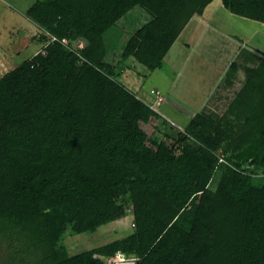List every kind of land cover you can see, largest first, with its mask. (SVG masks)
<instances>
[{
	"label": "trees",
	"instance_id": "obj_1",
	"mask_svg": "<svg viewBox=\"0 0 264 264\" xmlns=\"http://www.w3.org/2000/svg\"><path fill=\"white\" fill-rule=\"evenodd\" d=\"M213 1L33 4L27 17L56 36L0 76V264H115L96 255L120 253L136 264H264V92L252 107L244 96L243 109H249L235 142L196 113L178 131L177 144L152 138L158 162L139 175L130 167L146 149L141 122L156 117L175 125L158 111L164 108V99L157 104L161 91L149 99L122 81L129 61L145 67L139 73L147 78L162 67L192 17ZM221 2L238 17L264 23V0ZM136 4L153 17L113 64L105 59L104 33ZM80 21L90 23L81 51L64 42L60 30ZM263 73L264 58L252 78ZM249 135H256L253 147H244ZM220 149L227 162L214 154ZM214 165L225 174L210 189ZM190 204L195 214L187 230L178 218ZM127 215L133 230L124 237L75 254L61 246L71 230L93 233Z\"/></svg>",
	"mask_w": 264,
	"mask_h": 264
},
{
	"label": "rangeland",
	"instance_id": "obj_2",
	"mask_svg": "<svg viewBox=\"0 0 264 264\" xmlns=\"http://www.w3.org/2000/svg\"><path fill=\"white\" fill-rule=\"evenodd\" d=\"M37 1L40 2L45 0H7L6 2L0 0V71H2V73L9 71L16 64H21L28 58L33 57L43 49L47 44V40H52L56 36L55 32L44 30L37 25L35 21H32L27 17L29 9ZM13 3L21 9L19 11L15 10ZM207 7L208 11L205 14L206 17H197L199 20H204V22L202 24L194 22L190 25V27L183 32L182 37L179 39V45L176 47L180 52V48H182L181 42L189 41L192 43V41L199 36L202 26L206 24L205 30L202 31L199 39L193 44L194 46L191 47L192 50H189L188 54H186L187 51L184 53V55L186 54L182 57V59H186L184 65L182 66L180 61L178 62L182 68L180 77L177 80L178 83L175 84L177 85L176 89L178 86L182 85L194 89L189 93H184L186 98H189L188 96L194 94H201V92L210 89L211 82L216 79L218 72H220L218 71L220 69L217 68V65L215 66V64H218L221 67L228 66L231 62V53H220L215 48V42L218 46L223 44L221 41L224 35L226 36L224 40L228 43H230V38L227 37L229 33H235L241 39H244V45L247 43L255 44L261 50V52H258L261 54V60L264 58V23L232 14L222 5L221 0H214ZM211 13L213 14L210 18L209 15ZM152 17L153 15L149 10L140 4H136L124 17L117 20L116 23L104 33V35L106 34L107 36V56L105 59L116 64L118 58L122 56L126 41L129 39L131 33L143 26ZM89 27V22L80 21L77 22L76 28H69L67 30L61 28L60 30L64 33V42L68 43L71 48H76L81 51L89 43L86 37ZM43 36L47 37L46 41L43 40ZM184 50L185 49L182 48V51ZM130 61V67L126 69L125 78L122 79V81L133 90L138 88L141 96L145 97L148 94L149 99L150 97L154 98V91L155 93L157 92L156 89H153L155 85H165L169 82L170 89V84L177 75L176 69H173L174 66L172 67V64L168 63L170 65H165V67L157 69L154 73H149L147 78H145L144 75L139 72L146 73L147 69L142 65H134L135 62ZM228 67L229 69H232L230 65ZM263 75L264 73L262 75L259 74V79L258 75L254 76V78L248 83V86H253L255 88H252L251 91L248 89L246 90L245 88L243 90L244 93H241L238 97L239 99H243L244 95H246L250 100L251 107L255 105V100H258V103L261 100L260 95L264 92ZM161 76H167L169 80L163 79L162 81V79H160ZM158 96H160V99H165V94L163 92ZM238 103H235V105ZM164 107L169 109L170 104L167 102ZM248 109L243 111V109L240 108L239 110H232L233 112L230 111L226 114L227 120L233 123L235 128L231 134L232 137H228L227 141L235 142L236 139H239V136L236 134L239 129L242 130L241 122H245V111ZM158 111L162 112L164 110L158 107ZM166 118L168 117L166 116ZM187 123L188 122H178V124L183 127L181 129L178 125H175L174 127L156 117L150 118L149 121L141 122V125L147 134L146 149L141 153V161L130 165L134 173L139 175L148 164L158 162V156L156 154L157 146L152 141L153 137L158 138L159 141L165 142L171 147L172 145L177 144L175 141L179 137L178 131H183L186 127L185 124ZM222 125L224 126V124ZM222 125L220 124V128L224 131L225 129ZM239 126H241V128L238 129ZM249 139L245 141L244 147H253V139L256 138L249 135ZM222 150L223 149H220L218 152L213 153L216 156L223 158L224 162H227ZM214 154H211V157H208V155L205 158V161L208 162ZM219 161L221 162L222 160L219 158ZM213 163L214 162L211 164L213 165ZM224 174L225 170L223 168L214 165V176L209 185L210 189L217 188ZM256 176H260V173ZM125 196L128 200L129 194H126ZM128 202H130V200H128ZM127 207L129 213L132 212V204L127 203ZM194 214L195 207L190 204L186 207V210L180 214L178 224L187 230L190 229ZM132 222V215H127V217L122 220L114 221L99 227L93 233L77 234L74 230H71L72 233L64 238L61 242V246L65 247L71 254L96 248L130 234L133 230L130 227ZM1 255L2 252L0 250V256ZM96 257L106 259L108 262H115V264L135 263V260H128L123 253L118 254L117 258L115 256L106 258L99 255H96Z\"/></svg>",
	"mask_w": 264,
	"mask_h": 264
},
{
	"label": "crops",
	"instance_id": "obj_3",
	"mask_svg": "<svg viewBox=\"0 0 264 264\" xmlns=\"http://www.w3.org/2000/svg\"><path fill=\"white\" fill-rule=\"evenodd\" d=\"M3 1L6 2L7 0H3ZM13 5L15 7L14 8L15 10L19 11L21 9L18 6H16L14 3ZM207 9L208 7L203 11L202 14H195L192 17L188 25L182 30L180 36L175 41L168 54L165 56L162 67H159L161 69L165 67V65L172 64V67L174 66L173 69H176L177 75L175 79L171 82L170 89H169V82L165 85H161V84L155 85L153 89L159 90L165 94V99L163 103L164 105H166L168 102L170 104V107L169 109L164 107L163 110L165 111L166 116L169 118L172 124L181 127L178 124V122L180 123L188 122L187 124H185L187 126L192 121L196 113H203L206 116H208L211 120H213L215 123H218L217 131L219 132V134H222L228 138V137H232L231 134L235 128H234V124L227 120L226 114H228L232 110H236V109L239 110L240 108L242 109L244 108L243 107L244 105L243 103L245 101L244 98L240 99L241 100L240 102L242 103H238L239 100L237 101V99L239 95L243 92V90L246 88L247 84L250 82L253 72L262 61L260 57L261 54L258 53L261 52V50L255 44L253 45L247 43L244 45L243 44L244 39H241L235 33H229V35L227 36L230 38V43L224 40V38H226V36L224 35L221 41L223 44L221 46L220 45L218 46L217 43L215 42V48L220 53L221 52L231 53L232 58L230 61L232 63L230 62L229 65L231 66L232 69H229L228 67L229 65L220 67V65L215 64V66L217 65L216 67L220 69L218 70L220 72H218V76L216 77V79L213 82H211L210 89L208 91L201 92V94L200 93L194 94L192 96H188L189 98H186L184 93H189L194 89L193 88L191 89L184 85L178 86V88L176 89L177 85H175L178 83L177 80L180 77L181 68L186 62V59L184 60L182 59V57L188 54L189 50L190 51L192 50L191 47L194 46L193 44H195V42L199 39L202 31L205 30L206 24L202 26L199 36L195 38V40L192 41V43L189 41L181 42V47L185 49L184 51H182V48H180V52H179V49H177L176 47H178L177 45H179V39L182 37L183 32L187 30V28L190 27V25H192L194 22L200 24L204 22V20H199L198 18L206 17L205 14L208 11ZM212 14L213 13L209 15L210 18ZM133 33L134 32H132L131 35ZM106 37L107 36L105 34L104 35L105 42H106ZM186 51L187 53L184 55ZM120 59L121 57L118 58L116 64L120 61ZM179 61L182 66H180V64L178 63ZM155 71H157V69L149 73H154ZM2 74H3L2 71H0V76ZM160 79H162V81L163 79L169 80L167 76H161ZM257 102L258 100H255V103ZM235 103L238 104L235 105ZM220 124L221 125L224 124V126L222 125V127H224L225 129L224 131L221 130ZM241 124L243 125V122H241ZM182 128L183 127H181V129ZM239 128H241V126H239L238 129ZM240 130L241 129L238 130V133L236 135L238 136H240V134L242 135V132H240ZM252 137L256 138V135L255 136L253 135ZM254 140L255 139H253V141Z\"/></svg>",
	"mask_w": 264,
	"mask_h": 264
},
{
	"label": "built area",
	"instance_id": "obj_4",
	"mask_svg": "<svg viewBox=\"0 0 264 264\" xmlns=\"http://www.w3.org/2000/svg\"><path fill=\"white\" fill-rule=\"evenodd\" d=\"M162 101H163V99H162V98L160 99V97H159V99H158V101H157V104H160ZM150 105H151V107H152L154 110L156 109L154 105H152V104H150ZM220 159H221L222 161L224 160V159L221 158V157H220ZM133 225H134V223H133ZM134 264H136V262H135Z\"/></svg>",
	"mask_w": 264,
	"mask_h": 264
},
{
	"label": "clouds",
	"instance_id": "obj_5",
	"mask_svg": "<svg viewBox=\"0 0 264 264\" xmlns=\"http://www.w3.org/2000/svg\"><path fill=\"white\" fill-rule=\"evenodd\" d=\"M175 125V124H174Z\"/></svg>",
	"mask_w": 264,
	"mask_h": 264
}]
</instances>
